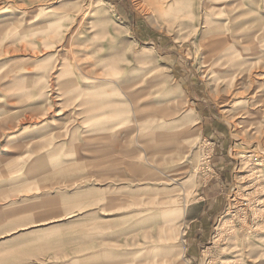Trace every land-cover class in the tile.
I'll return each mask as SVG.
<instances>
[{
	"label": "rangeland",
	"instance_id": "obj_1",
	"mask_svg": "<svg viewBox=\"0 0 264 264\" xmlns=\"http://www.w3.org/2000/svg\"><path fill=\"white\" fill-rule=\"evenodd\" d=\"M165 1L0 0V264H264V0Z\"/></svg>",
	"mask_w": 264,
	"mask_h": 264
},
{
	"label": "bare ground",
	"instance_id": "obj_2",
	"mask_svg": "<svg viewBox=\"0 0 264 264\" xmlns=\"http://www.w3.org/2000/svg\"><path fill=\"white\" fill-rule=\"evenodd\" d=\"M189 2L190 0L184 1V8L187 11L190 9ZM140 3H141L142 8H145L146 10L147 8L152 9V10H157L159 14L162 16L166 12L171 10L170 3L166 2L165 0H140ZM232 6H230V8H232V13L229 17L231 24H229V26L226 27L224 23L221 22V19H224V18L216 17V20L210 22V25H211L210 30H213V29L215 30H213L212 33L210 34H207L205 38L206 40L205 45H206L207 52H209L212 55V57L216 59V61L220 60L222 64L227 65L229 67L235 66L237 64L236 60H238V58L240 57L239 48L237 46L238 45L242 46L243 44L245 45V44L252 43L256 39V36H257V35L253 36V34L256 33V31L258 33L259 30L261 29L259 28L257 30L258 26L262 25L263 27V24H264V16L261 17L260 16L261 14H259L260 12H258L257 10H254L253 12V9L249 7L247 8L242 7L241 5L238 4V2L237 3L235 2L234 4H232ZM244 14L246 16H244ZM247 18L249 20H247ZM241 25L245 26L243 27L244 34L245 35L248 34L249 37L246 38L245 35L242 34L243 33L242 29L241 30L238 29V27H241ZM261 39H263L262 36L260 40ZM229 85H232V82H229ZM231 92L239 93V94L242 93V91L240 92L231 91ZM233 97L235 96L233 95ZM239 98L234 100L235 101L234 103H242L243 97H239ZM245 112L251 113L249 109L245 110Z\"/></svg>",
	"mask_w": 264,
	"mask_h": 264
}]
</instances>
